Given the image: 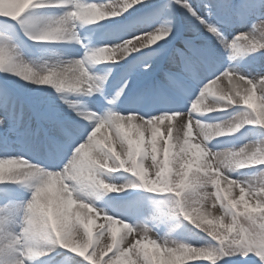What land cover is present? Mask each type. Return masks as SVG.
<instances>
[{
  "label": "snow or ice",
  "instance_id": "6c2138e0",
  "mask_svg": "<svg viewBox=\"0 0 264 264\" xmlns=\"http://www.w3.org/2000/svg\"><path fill=\"white\" fill-rule=\"evenodd\" d=\"M9 2L13 6L12 10L6 13H0V17L11 18L14 21L20 20L23 14L30 8L46 6L44 3H41L40 0H9ZM67 3L69 5V10L65 12L58 22L61 26L64 24L74 26L77 21L89 24L88 20L82 14L85 8L92 5H99L101 8L111 6V4L81 3L79 0H67ZM172 3L186 9L196 23L192 28L193 36L190 39H185L182 42V46H173L169 48L170 41L168 38L173 35V28L168 23L167 14L170 11ZM257 3H259V8L257 7ZM137 4L143 6V0H135L134 3H132L131 0H122V7L118 6L116 11L119 12V15H122L125 10L132 9ZM55 6H60V0H57ZM221 14H223L222 19L220 18ZM111 23L119 22L111 21ZM234 23L248 25V28L246 31L237 32L229 38V36L225 34L224 29ZM62 29V27H56L40 35H32L30 33H26V35L29 36V39L34 41H54L53 39H46L45 37L53 36L61 32ZM153 34L157 37L155 42L141 45L138 50L121 59L120 61L122 64L116 65L117 67L124 68V72L118 80L114 82L106 77L105 85H111V89L110 91H102L101 97H103L107 105H114L118 101L122 103L133 87V77L137 74L142 75L144 71H154L156 60L165 54L167 64L170 67L160 69L162 81L158 80L144 85L140 89V93L142 95H155L163 101L170 92L182 91L190 82L201 83L204 80V74L206 72H211L212 75L210 79H208L206 83H201V91L196 100L206 99L207 88L210 86V82H215L218 78L227 76L228 73L233 72V69H225L218 74L216 71H213L215 53L214 49L210 47L209 38L215 40V43L228 53V58L230 60L236 58L237 55L242 52H256L264 49V0H242V6L236 10L230 8V0H213L211 3L204 4L203 12L196 4L191 3L190 0H168L165 6L156 10L155 17L152 19L151 26L148 30H142L139 33L133 31L131 36L133 38ZM72 35L74 36V34ZM126 40L127 39L121 38V42L119 43ZM119 43L113 41L112 45ZM85 60H87V56ZM80 61L81 60L69 61V64ZM83 62L85 63V61ZM2 64L3 54L0 53V65ZM172 69L176 70L173 71ZM24 70H30V68L24 67ZM68 70H71V68ZM109 72H111V70H109ZM236 74L250 81L251 84L255 86L256 90L258 86L260 92L261 83H264V81H259L255 76L248 73L238 72ZM17 75H20L19 72H17ZM23 78L26 81H33L37 85L50 84L44 75H38L35 80ZM89 83H91V81H89ZM56 90L60 91L61 89L57 88ZM94 90L97 91L93 86L91 91H88L87 94H91ZM260 95H264V93L260 92ZM7 104L8 95L3 89H0V111H2ZM69 107L76 112V118L72 122L65 121L55 110H51L39 117L40 123H38L35 128H33L30 121H25V114L23 111L18 112L11 110L8 115L0 114V149L7 150L11 134L14 133L19 134L17 136L18 139L29 138L33 135H43L45 142L53 151L61 152L66 156V163L62 171L68 173L72 170L73 166L81 163V153L85 148L92 147L93 150H96L102 147L95 144L96 133H93V130L90 131V128L94 129L99 125L100 130H112L118 142L123 143L124 140H127L129 147L126 154L131 156L134 162H136V156H140L141 160L147 158V156L141 155L140 145L143 143L144 137V132L141 131V129H150L151 153L148 155H150L151 161L155 160L157 163L156 143L158 137H160L161 125L165 121L170 122L174 117H179V121L183 120L185 125L188 124L189 120H197L193 115V113L196 112L191 110V105L188 111H164L154 117L150 115L145 117L140 115L139 112H132L129 110H124V114H117L113 112L111 107H108L106 111H104L102 117L96 114L103 110L101 107L96 108L95 111L89 109L87 112L76 111L75 107L72 105ZM233 107H242L246 112L249 111V109L244 107L242 102L228 104L226 101H220L219 107L215 111H227L229 108ZM133 121H137L138 123L134 124ZM237 123L240 125L238 129L248 124L261 125L259 122L237 121ZM131 129H135L138 139L133 140L131 138ZM237 130L230 134L235 133ZM181 133L183 142L182 144L180 143L181 137L179 139L177 138L176 146L179 150L172 154L173 160L169 159L170 145L165 143L163 146L164 158L162 167L159 165L161 169L164 167L165 163L169 165L173 162L177 163L179 154L185 150V137L183 136L182 130ZM166 135L169 138L173 135V125L171 123L166 126ZM82 145L84 146L83 148L81 147ZM109 148L112 149L108 140V145L103 150L107 151ZM109 155H111V152ZM166 156L167 161L165 159ZM185 159H187V154H185ZM0 161L18 162L17 167L6 170L4 178L0 179V182L6 180L19 182L32 178H38L39 180V184L34 190L35 195H32L25 206L24 227L21 232L9 237L5 246L0 247V256H13L14 264H26L25 258L31 257L32 255L25 254V240L34 232L38 233L44 228L42 219L36 223L33 222V216L38 215L37 206L42 199L45 198L43 189L39 188L43 175L45 174L44 166L30 163L28 160L19 157L5 156L4 158H0ZM259 166H262V169H264V165ZM125 167L129 166L125 165ZM120 169L124 170V168L116 166V170ZM134 171L135 169H130L128 172L133 174ZM197 174L198 173L195 171V175ZM228 179L240 184L241 187L244 186L241 180L231 178L229 175ZM82 180L85 183H88L90 180H95V175L91 172L90 166L87 164L83 165ZM138 181L139 184L133 182L127 186H120V190H124L125 187L142 185L144 188L151 191L145 187L139 178ZM193 181L194 180L191 179L188 180V186L185 191L199 190ZM151 192L171 193L164 191ZM256 195L255 192H250L247 195L253 202L251 203L252 206L255 205L254 197ZM261 203L264 204V201H261ZM97 211L100 214V218L103 220L100 224H103L104 227L98 226L96 239L93 240V237H91V241L87 246L86 255H79L70 250L72 254H75L73 256L75 264H124V262H126V264H137V261H139V264H169L171 259L169 255L168 259L165 260L158 255L150 256L148 250L144 249L142 241L149 239L148 237L142 239L138 235L136 230L137 225H130L120 219L108 216L103 211ZM230 211L235 220L237 230L239 231L241 228L246 229V235L249 238L248 243L253 245L264 244V213L246 214L244 208L242 210L236 208ZM108 217L111 219L108 220ZM241 217H245L247 222L243 223ZM113 221L122 226L123 234L120 235L119 239H117V235L115 239L109 235V225ZM125 224L127 225L126 228L123 227ZM145 228L148 227L145 226ZM206 235L209 238V242L204 245L207 246L209 251H212L213 245H219L220 241L216 240L213 235ZM138 236L139 239L137 238ZM102 242L103 247H101ZM155 244L158 248L162 247L164 253L169 251L163 240H161L159 244L157 240H155ZM89 248H91V251H88ZM113 248L115 249L114 251ZM63 249L69 250L66 248ZM107 253H111V255H107V258H105ZM133 256L136 257V259H132ZM77 257L80 259H77ZM6 264H11V262H6ZM223 264H260V261L254 256L249 255L246 259H241L237 256L234 261H224Z\"/></svg>",
  "mask_w": 264,
  "mask_h": 264
},
{
  "label": "clouds",
  "instance_id": "9594fccd",
  "mask_svg": "<svg viewBox=\"0 0 264 264\" xmlns=\"http://www.w3.org/2000/svg\"><path fill=\"white\" fill-rule=\"evenodd\" d=\"M121 2L122 0H113L111 6L105 8L92 5L85 8L82 14L89 24L102 21L106 17H116L119 15L116 9ZM131 2L134 3L135 0H131ZM12 7L9 0H0V13L9 12ZM71 36L72 26L69 25L63 28L61 32L45 38L63 40L70 39ZM156 39V35L153 34L133 37L115 45H106L93 50L87 56V62L90 65L103 61L118 63L127 55L138 50L141 45L153 43ZM69 68L71 70H68ZM18 72L26 79L32 80H35L38 75H42L33 72L31 69L24 70V68ZM236 73L238 71L233 69V72L228 73L227 76L210 82V86L207 88V98L193 101L191 110L196 113L212 112L219 107L220 101H226L228 104L242 102L250 111H241L230 119L213 124L189 120L188 124L185 125L184 121L180 120L177 126V138L181 137L182 130L185 137V150L179 154L177 160L179 168L176 176L171 174L172 169L168 163H165L161 169L153 160L149 167L160 170L155 172V178L149 179L144 166L134 162L131 156L126 154V158H122L123 153H116L111 148L107 151L103 150L108 145V138L98 137V134L101 133L99 125L93 129V133H96L95 144L102 147L96 150H93L92 147L85 148L81 153V163L73 166L68 173L62 170H44L45 174L39 188L43 189L45 198L37 206L38 215L33 216L34 223L42 219L44 228L26 238L25 254L32 256L47 255V252L55 251L51 245H59L79 255H86L87 246L92 237V226H95L96 220L100 218L99 212L91 202H85L83 197L75 194L76 185L83 186L85 184L82 180V172L83 165L87 164L95 175V180H90L87 184L103 189L108 193L116 191L117 185L98 178L96 173L103 170L115 171L116 166L124 168L127 172L130 169H135L132 175L138 177L151 191L175 194L178 199L174 205L173 215H182L196 229L205 234L213 235L216 240L220 241L219 245H213V250L209 251L204 244L194 246L172 238H161L168 245L169 251L165 254L171 257L169 264H185L186 261L195 262L197 260L209 261L210 264H223L224 261H234L237 256L246 259L249 255L259 260L260 264H264V244L253 245L248 243L249 238L246 235V229L237 230L230 211L243 206L246 214L264 213V204L261 203L264 201V169L260 171L258 176L241 179L243 187L228 179V173L237 168L248 165H264V143L259 146L255 143H248L236 151L230 149L214 151L208 147L213 138L237 130L240 127L237 121L259 122L264 126V95L257 96L255 86ZM43 75L55 89H82L85 94L91 91L93 86L97 91H101L106 84L107 77L106 75L90 76L82 60L72 64L65 62L64 66L54 67ZM255 78L264 81V74H257ZM225 80L228 81V84L223 89L219 88V85ZM260 92L264 93V83H261ZM193 128H195L196 143H191ZM121 146L123 147V144ZM110 152L111 155H109ZM185 154H187V159H185ZM165 159L167 161V156ZM17 165L18 162L16 161H0V179L4 178L7 169L17 167ZM125 165L129 167H125ZM193 167L198 173L193 182L199 190L185 191L188 186L189 172ZM223 173H227V175H223ZM221 177L226 182L227 187L221 188ZM233 188L239 189L238 199L231 198ZM221 192L224 193L223 196ZM250 192L257 194L254 197V206L246 199ZM34 195L35 193H33ZM107 219L110 220L111 218L108 217ZM241 220L243 223L247 222L245 217H241ZM81 225L83 230H81ZM117 225L115 221L109 225V235L113 239L122 230ZM99 227H104V225L100 224ZM123 227L126 228L127 225L125 224ZM136 230L142 239L151 233V230L145 228L144 225H137ZM146 241L143 243L144 249L152 248L153 255H159V248L155 244V240ZM45 246H49L47 252L36 251Z\"/></svg>",
  "mask_w": 264,
  "mask_h": 264
},
{
  "label": "rangeland",
  "instance_id": "374dc122",
  "mask_svg": "<svg viewBox=\"0 0 264 264\" xmlns=\"http://www.w3.org/2000/svg\"><path fill=\"white\" fill-rule=\"evenodd\" d=\"M91 1V0H90ZM102 2H113V0H101ZM147 1L151 0H143V4ZM155 2L149 11L143 12L141 14V18L139 21V18H136L134 20V23H129L126 25V30L128 32L127 35H120V36H114L111 35L109 38H116L117 43L121 42V38L123 39H131V33L135 30H138L137 33L140 31H146L151 26V21L155 17V13L157 9H160L161 7L165 6L168 0H154L151 3ZM191 3L194 2V0H190ZM141 5V4H140ZM122 7V3L119 5ZM139 6V4L135 5V7ZM236 0H230V8L235 10L236 9ZM258 7V6H257ZM259 8V7H258ZM67 8H61L60 10H66ZM133 9V8H132ZM131 9L125 10L123 14L128 12ZM27 12H30V9H28L24 14H27ZM63 14V12L61 13ZM23 16L18 21H14L11 18L6 17H0V20L7 25H4V27H7L8 29H0V32H3L6 34V37L8 38H18L19 36L23 39L25 38L26 44H29L30 46H33L35 50H32L31 53L27 50V47L24 44L20 43L16 45L19 50L21 51H15L16 48L12 47L11 45L2 42L3 40H0V53L3 54V64L0 65V78H3L6 82L0 81V89H3L7 95H8V104L6 107L0 111V114L8 115L9 111L11 110L10 107H8L9 103H15L17 102L18 105L22 104V101L19 98H25L27 105L23 104L24 110H19L12 108L15 111H23L25 114V121H30L33 125V128L36 127L39 121V117L43 114L48 113L51 110H55L60 117H69L70 115L68 111L72 109L69 107L70 105L75 107L76 111L84 110L81 105H91L92 103L97 105L100 104V97L96 96L94 98H90L85 94L84 90L77 89V93L73 95L72 90L64 89L57 91L51 84L47 85H37L33 81H26L25 79H22L21 77L17 76L15 73H13V69L11 68V65L13 62L18 61V65L21 67H28L33 72L38 74H47L48 71L52 70V64L54 61L57 60V57L52 58L51 55L48 53V48L45 46V44H39L29 39V36L26 35V33H30L32 35H40L39 33L42 32V30H39L38 32H35L34 30L30 29L29 26L33 25L32 22L28 23V20L25 19ZM120 16V15H117ZM221 17V16H220ZM23 18V19H22ZM109 19V17H106ZM167 20L168 23L173 28V35L169 37V48L175 46H182V42L185 39H190L193 36L192 28L196 21L194 18L187 12L186 9L183 7L172 3L170 11L167 14ZM106 21V20H103ZM101 22V21H100ZM9 25V26H8ZM244 25V24H241ZM248 28V25H245L244 29H240L238 31H234L232 34H229L227 32L228 29H224L225 34L231 38L232 35H234L237 32L240 31H246ZM119 30V29H115ZM114 31V32H115ZM114 34V33H113ZM178 36H181L178 38ZM107 38V37H106ZM176 39V42L174 44H171V41H174ZM14 41H16L14 39ZM22 41V40H21ZM34 42V43H32ZM85 42V41H83ZM34 44V45H33ZM209 44L210 47L214 49L215 53V62L213 65V69H217V74L219 72H223L225 69H235L240 73H248L252 76H256L257 74H264V49H261L259 54H252L250 52H242L237 55L234 59L228 58V53L219 45L215 43V40L212 38H209ZM111 45V44H110ZM19 46V47H18ZM73 46L71 44L65 46H60L61 50L65 49H71ZM19 53V54H18ZM166 55V54H165ZM159 57L156 60V67L160 64L164 56ZM62 56V55H61ZM60 56V57H61ZM122 63L119 61L118 63L113 62H106L105 64L101 65L97 68V70L100 72L101 76H107L109 78L119 67H117V64ZM165 68L170 67L167 64V60L165 62ZM111 70V72H109ZM175 71L176 69H172ZM124 72V71H123ZM152 72V71H151ZM151 72L144 71L143 74H137L135 77H133L134 80L141 81L144 77L148 76ZM132 83L134 81L132 80ZM110 91L111 86L108 88ZM103 90V89H102ZM101 90V91H102ZM257 96L260 95V92L256 90ZM196 97L199 96L197 93L195 95ZM187 98V97H186ZM142 106H145L146 102V96H142ZM121 102H117L116 104H120ZM122 103H125V99ZM106 104V102L104 103ZM92 106V105H91ZM244 107H246L244 105ZM87 108V107H86ZM85 108V109H86ZM106 108V107H105ZM73 110V109H72ZM230 112L222 115V114H215V115H203L200 114L198 116H203L202 119L206 122H208L207 119H211L210 122L216 123L219 122V120H227L231 117L237 115L241 111H245L242 107H233L229 108ZM106 111V109H104ZM103 112H100V116L103 117ZM250 111V109H249ZM115 112V111H113ZM75 120V119H74ZM172 121V120H171ZM171 121H165L163 125V130L165 131V124L171 123ZM71 122V121H70ZM250 129L244 136L245 140L249 143H255L258 146L264 143V132L262 129H264V126L253 124L245 125L244 127L238 129L235 133L227 134L223 136H218L213 139H223V143L219 144L220 146L224 147L225 149H230L232 151H236L243 147L244 145L248 144L246 142H243L242 144L239 143L240 137L238 136V132H240L243 129ZM255 127V130L253 128ZM93 130L92 128H90ZM103 131L107 130L108 132H103L98 134L99 138L107 137L110 143V146L116 153H123L122 158H126V153L128 150V141L124 140L123 143H120L117 141V138L115 134L110 129H102ZM131 131V138L133 140H136V135L134 133V130ZM18 133L11 134V138L9 140L8 148L7 150L0 149V158H4L5 156L8 157H18L15 156L19 152H30L32 154L36 155H42L40 146L44 145L46 142L43 138V135L36 136L33 135L29 138H21L18 139L17 136ZM150 141H144L145 145L149 143ZM246 143V144H245ZM123 144V147L121 146ZM141 148V155L147 156L146 159L141 160L140 156H136V163L137 164H143L147 176L149 179L155 178V172L159 171V168H150L149 164L151 163V157L148 155L151 153V149H146L143 145V143L140 145ZM164 158V150L161 151L158 150L157 152V164L162 167V162ZM169 159L173 160V158L170 157ZM25 160H27L25 158ZM29 161H31L29 159ZM64 162L62 163V166L60 168L64 167ZM128 166V165H126ZM169 167L172 169V175L176 176L177 169L179 168V165L175 162L169 165ZM45 171H53L51 169H44ZM262 170V166L259 165H249L243 168H237L235 171H232L228 173V175L231 178L241 180L244 178L249 177H255L260 174V171ZM195 167L189 172V179L195 180ZM227 173H224L226 175ZM98 178L104 179L106 182L113 183L117 185V190L113 191L111 193L118 194H126V195H133V194H140L142 189L144 188L141 186L136 187H125L124 190H120V186H127L132 184L133 182H136L139 184L138 178L134 177L130 172H127L123 169L115 170L112 172H109L107 170H103L99 173H96ZM202 175V173H201ZM178 179V177H177ZM3 185L7 188L5 192L3 191V187L0 188V245L5 246L7 244V240L9 237L15 235L16 233L21 232L22 228L25 224V217L23 218V221L21 223H17V215H18V208L21 204H26L29 199H27V202L19 201L17 198L21 197V192H24L25 190L30 191V195L34 193L35 187L38 186L39 180L38 178H32L30 180H22L19 181L20 183L18 187L13 188V183H16L11 180H6L2 182ZM227 187L226 182L221 177V188ZM77 188V194L85 200V202H91L93 207H95L97 210L103 209V212L106 213L108 216L117 218L120 220L129 219L134 220L136 217L141 220V225H144L148 227L151 230V233L148 236V239H154L157 240V243L159 244L162 240L161 238H172L176 239L194 246L203 245L209 242V238L207 235L198 229H196L190 222H188L186 219L183 218L182 215L177 216L173 215L174 212V205L176 202V198L174 193L172 194V198H147L144 199V203H138V204H132L130 201L124 203L123 205H120L119 210L115 211L113 210V204L110 202V198L105 196L110 195L108 192H106L103 189L96 188L94 186H90L89 184L85 183L83 186L76 185ZM154 193V192H152ZM161 193V192H160ZM238 188H233L231 198L238 199ZM31 195V197H32ZM221 195L223 196L224 193L221 192ZM246 199L249 201V203H253L252 200L246 196ZM240 209H243V206H240ZM140 210V211H139ZM102 218H99L96 220L95 226H92V237L93 240L96 239V232L97 228L100 223H102ZM15 226H20L21 229H16ZM81 230H83L82 225L80 226ZM117 227L122 228L120 225H117ZM122 231V230H121ZM121 231L117 233V239H119L121 235ZM139 239V236L137 237ZM110 242V238H109ZM147 241L144 240L142 243H146ZM215 243V242H213ZM49 246H45L43 249H37L38 251H44L47 252V248ZM51 247L55 248V251L47 252V255H34L31 257H26V264H75V261L73 260V256L75 254H72L70 250H65L58 245H51ZM101 247H103V242L101 243ZM168 247V245H167ZM115 249L113 248V251ZM88 251H91V248L88 249ZM149 255H153V249H148ZM106 254L105 258H107ZM111 254V253H110ZM163 259L167 260L168 255L163 252V248L159 247V255ZM77 259H80L77 257ZM132 259H136V257H132ZM6 262H11V264H14V257L13 256H0V264H6ZM137 264H139V261H137ZM185 264H210L209 261H186Z\"/></svg>",
  "mask_w": 264,
  "mask_h": 264
},
{
  "label": "bare ground",
  "instance_id": "6f19581e",
  "mask_svg": "<svg viewBox=\"0 0 264 264\" xmlns=\"http://www.w3.org/2000/svg\"><path fill=\"white\" fill-rule=\"evenodd\" d=\"M152 1H154V0L145 2L143 4V6H148V4H150ZM40 2L44 3L46 6L35 7V10L32 11L31 14H29L31 19H32V21H34V24H33L32 28L36 29L35 32L39 33V30H42V32H40L39 34H43V33L48 32V31H50V30H52L53 28H56V27L66 28V27L69 26L68 24H64L62 26L58 24V22L61 19V17H63V16H60V14H44L42 12V11H45V10L58 8L57 6H55L56 3H53L51 0H40ZM79 2L88 3L86 0H79ZM112 3H109V4H112ZM65 4H68L67 0H62V2H60V6H62V5L64 6ZM96 4H101V3L97 2ZM109 4H107V5H109ZM102 5H106V3H102ZM143 6H141L139 4V6L129 10L125 14L120 15V16H116V17H111V18H109V20H114L113 18L124 20V18L127 17L130 13L135 12L137 9H140ZM75 23H80V27H79L80 36H81L80 38L85 39L92 46L93 50L98 49L99 46H98V42L96 40V38L98 37V34L95 35V33L93 31L91 33H90V31H88V27H91V24H84V23H81L79 21H77ZM37 29H39V30H37ZM52 42L58 43V44L62 43V45H64V44L67 45V44H72V43H74L76 45L75 51H74L73 54L68 56V54L64 51L63 58L61 57L60 61L55 62L54 66H52V68L57 67V66H64L65 62H69V61H73V60L85 61V63H84L85 68H87L88 65L91 66V67L94 66V65H90L87 62V60H85V57L88 56L93 50L90 53H88V54L84 53V52H81V48H80L79 44L76 42V37L75 36L72 35L70 39L54 40ZM15 51L18 52L20 50H15ZM58 54H61V53L59 52ZM75 57H77V58H75ZM17 63H18V61H15L11 65V68L13 69L12 72L15 73L16 75H17V72L19 70L24 68V67H21L20 65H18ZM17 76H19L22 79H24L23 76H20V75H17ZM227 84H228V81L225 80L223 83H221L219 85V88L223 89ZM80 111L83 112L82 110H80ZM69 113L72 116H76L75 115L76 112L73 111V110H69ZM117 114H122V113H117ZM178 121H179V117H174L172 119V121H171V124L173 125V135H172L171 138H167V135H166V126L169 123L165 124V131L163 130V125H161L160 137H158L157 143H156L157 152H158V150L159 151L162 150V148L165 145V143L170 145V151L169 152L171 153V158H173L172 154L178 152V150H179L178 147L176 146L177 145V126H178ZM133 123L136 124L138 122L137 121H133ZM202 123H204V122H202ZM132 130H134V133L136 135L135 129H132ZM101 131H103V130H101ZM141 131L144 132V137H143V145H144V147L146 149H151V142L147 143V145H145V143H144V141H146V140L147 141H151V130L150 129H148V130L141 129ZM103 132H108V131L104 130ZM195 136H196L195 129H193V136L191 138V143H196L197 142ZM136 138L138 139L137 135H136ZM182 142L183 141H182V133H181L180 143L182 144ZM209 148L213 149L214 151L224 150L223 148H216V147H209ZM33 160H35L37 162V164H38V162L42 161L41 159H38V158H36V159L34 158ZM30 163H32V162H30ZM40 163L43 164L42 162H40ZM51 169L54 170V171L62 170V168H59L58 166L56 167V165L54 167H52ZM122 234H123V230L121 231V235Z\"/></svg>",
  "mask_w": 264,
  "mask_h": 264
}]
</instances>
